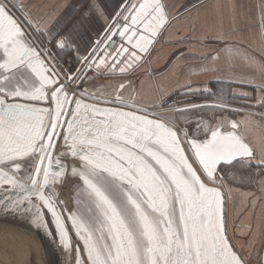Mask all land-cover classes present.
I'll list each match as a JSON object with an SVG mask.
<instances>
[{"label": "snow or ice", "instance_id": "obj_1", "mask_svg": "<svg viewBox=\"0 0 264 264\" xmlns=\"http://www.w3.org/2000/svg\"><path fill=\"white\" fill-rule=\"evenodd\" d=\"M10 2L0 0V212L30 213L33 225L47 229V209L68 249L54 188L78 177L83 183L68 219L86 256L77 248L76 264H247L227 235L223 194L209 186L222 180L224 168L255 159L237 123L228 131L208 125L201 139L199 122L192 136L186 129L181 135L146 114L70 99L66 85L73 77L61 83L27 43ZM124 11L125 24L106 38L118 34L140 52L169 23L161 0H140ZM57 46L71 47L66 39ZM129 58L140 59L135 51ZM93 64L105 66L106 59Z\"/></svg>", "mask_w": 264, "mask_h": 264}, {"label": "crops", "instance_id": "obj_2", "mask_svg": "<svg viewBox=\"0 0 264 264\" xmlns=\"http://www.w3.org/2000/svg\"><path fill=\"white\" fill-rule=\"evenodd\" d=\"M138 2L11 0L10 4L34 44L37 41L53 47L56 40L66 39L71 45L63 51L50 48L52 64L59 73L58 64L81 66L111 23L125 24L124 10ZM161 2L169 23L147 51L133 49L125 39L119 44L115 59L109 62L108 58L106 65L99 68L94 65L81 90L95 101L141 112H161L178 132L186 129L190 136L197 131V122L200 132H205L208 125H222L228 131L231 122H236V130L253 148L258 165L264 161V0ZM133 51L139 60L129 58ZM249 59L254 63H249ZM113 64L115 68L111 69ZM121 67L126 70L120 72ZM116 95L127 103L117 101ZM256 190L251 194L237 187L231 189L238 203L234 217L240 219L242 227L232 234L235 245L242 247L247 242L239 235L244 227L250 228L247 252L256 248L262 258L264 176H260ZM247 206L251 208L245 211Z\"/></svg>", "mask_w": 264, "mask_h": 264}, {"label": "water", "instance_id": "obj_3", "mask_svg": "<svg viewBox=\"0 0 264 264\" xmlns=\"http://www.w3.org/2000/svg\"><path fill=\"white\" fill-rule=\"evenodd\" d=\"M19 23L21 24V22H19ZM120 25H123V24L122 23L114 24V22L111 23L109 29H107V31H105V33L101 36V38L95 42V45L92 48V50L90 51L89 55L85 59H83L81 66L77 67L75 72L71 74V76L73 77V81L77 82L78 88L81 87V85L83 84L85 77L91 71H94L93 67L95 64H93L91 67H89V63L91 60L95 59L98 62L99 59H101V58H105L106 60L108 58H110V59H108V61L110 62L115 57V55L119 49V44L122 41H124L125 39L121 38L118 34L112 35L110 38H106V36L111 31H117V29ZM21 26H22V30L24 31L22 24H21ZM24 33H25V31H24ZM25 36L27 38V43L30 46H32L37 52H39L41 54V57L44 59L45 64L48 65L50 68H52V71H54L56 73V75L58 76V78L61 82L60 76L55 71V69L53 68L51 63L48 61V59H46L42 55L41 51L34 45V43L30 40V38L27 36L26 33H25ZM97 42H99V44H97ZM93 49H97V51L93 52ZM79 75H81L82 77H80L79 79H75ZM37 83H38V81H37ZM68 94H69V98L72 100H83L85 103L92 104V105H95L97 107H101V108L118 107L124 111H133V110L123 108V107H119V106H115V105H107V104H101V103L89 101V100L80 98V97L76 96L74 93L69 92V91H68ZM31 103H33L34 106H38V107H54V105H52L50 103L49 104H44L42 102H31ZM74 107H75V105L73 104L72 108L74 109ZM137 114L145 115L144 113H139V112H137ZM148 117L150 119L160 120L159 118H154V117H151L149 115H148ZM169 126H171V125L169 124ZM171 127H173V126H171ZM222 130H224V128H222ZM224 131H226V130H224ZM235 131L237 132L238 135H240L236 129H235ZM178 134H179V132H178ZM244 141L250 146V148L253 151V155L255 156L254 150L251 147V145L245 139H244ZM59 150L60 149L57 148L56 151L59 152ZM185 152H186V154H188L186 148H185ZM189 159L191 162L190 156H189ZM64 162L67 163L68 161L66 160ZM76 166L79 168V166H80L79 161H76ZM193 166L196 167L195 164H193ZM221 167H223V166H221ZM218 171H220V170L218 169ZM220 176H221V173H220ZM82 183L83 182L77 177L75 179H66V182L63 185L58 183L57 185H55V188H54V191L57 193L56 199L58 202V208L61 211L62 217L64 219L65 227L68 230V234H69L70 241H71V246L68 249H64L60 245L59 236L57 235V229H56L55 221H54L53 217L51 216V214L47 212V209L43 210L44 215H45V220L47 222V229L38 228L35 225H33V223L30 220V213L16 214V213L0 212V223L15 225L17 227L23 228V229L33 233L38 238L39 242L41 243V247L45 253L48 264H76V259H77L76 249L77 248L80 249L79 255L81 256V258L85 257L86 253L84 252L82 241L77 236L75 229L72 228L71 220L68 219V214L70 212H73L76 209V204H75L76 189L78 188V186L82 185ZM209 186L210 187H216L213 185H209ZM218 188L220 189V191L223 194V200H224L223 214H224V218H225V222H226L225 193L223 192V190L220 187H218ZM0 195H2V194H0ZM81 207H83V206H81ZM226 232H227V225H226ZM227 235H228V232H227ZM230 242H231V240H230ZM234 248H235V246H234ZM262 259H263V264H264V251H263V258Z\"/></svg>", "mask_w": 264, "mask_h": 264}, {"label": "rangeland", "instance_id": "obj_4", "mask_svg": "<svg viewBox=\"0 0 264 264\" xmlns=\"http://www.w3.org/2000/svg\"><path fill=\"white\" fill-rule=\"evenodd\" d=\"M9 8L11 9V12L14 14L15 17L19 16L16 13L15 7L13 5H11L10 3H9ZM18 18L20 19V17H18ZM20 22H22L21 19H20ZM36 43L34 44L35 46H39L45 51H47L46 49L48 47H50L51 49L57 48L55 45V42L53 43V47H51L52 46L51 44L47 45V46L46 45L42 46V45L38 44L37 41H36ZM47 52L48 53H46V54H44L42 52V55L46 59L48 58L49 60H51V63H52L53 62L52 53L50 51H47ZM51 65L53 66L54 69H56V67H54L53 64H51ZM58 65L60 66L58 68L59 72L63 76H67L66 72H68V70H70L71 73L75 72L72 64L68 63L66 65H61V64H58ZM55 71L57 72V69ZM58 75H60V74H58ZM78 92H79V94L77 96L80 98H85L88 100L94 99V98L90 97L89 95H87L85 92H83L81 90V87L78 88ZM149 112H153V111L149 110ZM162 118L165 121L164 116H162ZM179 133L182 135L181 130H179ZM201 134H204V132H200V136H201ZM201 139H203V138H201ZM187 151H188V148H187ZM256 160H257V158L255 157V159L253 161L256 163L257 162ZM220 173H221L222 180H220L217 184H215L213 186L220 187L223 190V192L225 193V199H227L226 200V208H227V220H228V227H227V232L229 234L228 236L231 237L230 240L233 243V245L235 246L236 250L239 251L240 254L242 255V257L246 259L247 264H263V260H262L263 257L261 258V254L255 250L256 248L253 249L252 252L251 251L247 252V250H249L247 247L248 240L251 238L250 228L248 229L247 227H244L243 233L241 235H239L240 237L245 238L246 240H244V241H246L247 243H243L242 247L235 245L232 233L236 234L239 229H242V227L240 224L241 221H239L240 219H238V217H234L235 216L234 210H235L236 206L238 205V203L236 202L235 198L232 196L231 189H233L234 187H237V188H240L241 190L250 192L251 194L253 193V191L257 192L256 188L258 185V180H259L260 176L261 177L264 176V169H262V167L255 169L251 165L250 166L246 165L244 167H241L239 164H237L236 168H232L231 166H228V167L224 168V170ZM210 185H212V184H210ZM248 207L249 206H247L245 208V211L250 210L251 207L250 208H248ZM239 239L241 240V238H238L237 240H239ZM259 245L261 246V244H259ZM30 250L28 248L27 249L23 248L22 250H19L20 253L18 251L14 257L10 258V256L5 254L4 251L0 248V264H43V262L40 260V258H38V256L34 252H32V250L31 251Z\"/></svg>", "mask_w": 264, "mask_h": 264}, {"label": "bare ground", "instance_id": "obj_5", "mask_svg": "<svg viewBox=\"0 0 264 264\" xmlns=\"http://www.w3.org/2000/svg\"><path fill=\"white\" fill-rule=\"evenodd\" d=\"M127 109H130V108H127ZM130 110H133V109H130ZM133 111H136V110H133ZM136 112L144 113L141 111H136ZM144 114H147V113H144ZM163 115L164 114L161 113L158 116H151V115L149 116L154 117V118H159L160 120L164 121L162 118ZM0 248L4 251L5 254L10 256V258L14 257L19 250H22L23 248H26V249L28 248L29 250L31 249L32 252H34L38 256V258H40L43 264H48L47 258L45 256V253L41 247V243L39 242L38 238L33 233L23 228L17 227L15 225L0 223Z\"/></svg>", "mask_w": 264, "mask_h": 264}, {"label": "built area", "instance_id": "obj_6", "mask_svg": "<svg viewBox=\"0 0 264 264\" xmlns=\"http://www.w3.org/2000/svg\"><path fill=\"white\" fill-rule=\"evenodd\" d=\"M60 39H58V40H56L55 41V45H56V47H57V49L58 50H60V51H63L64 49H61V48H59L58 46H57V42L59 41ZM37 48L41 51V53L43 52L44 54H46V53H48L47 51H50V47H48L46 50L47 51H45V50H43L41 47H39V46H37ZM47 57V56H46ZM48 59V58H47ZM48 61L51 63V60H49L48 59ZM52 64V63H51ZM56 70V69H55ZM58 72V71H57ZM58 74H60L59 76H60V79H61V83H64L67 79H68V76L69 75H71L72 73L70 72V70H68V72H66V75L67 76H63V75H61V73L59 72ZM66 88H67V90L69 91V92H72V93H74L76 96L79 94V92H78V87H77V82L76 81H69V83L66 85ZM83 99H85V98H83ZM87 100V99H86ZM91 101H93V102H97V103H101V104H107V105H112V104H108V103H104V102H101V101H95V100H91ZM115 106H118V105H115ZM119 107H121V106H119ZM123 108H125V107H123ZM137 111V110H136ZM144 113H147V114H149V115H151V116H158L159 114H161V112H157V111H153V112H149V111H144Z\"/></svg>", "mask_w": 264, "mask_h": 264}, {"label": "trees", "instance_id": "obj_7", "mask_svg": "<svg viewBox=\"0 0 264 264\" xmlns=\"http://www.w3.org/2000/svg\"><path fill=\"white\" fill-rule=\"evenodd\" d=\"M73 68H74V71L77 69V67L78 66H76L75 64H73ZM201 138H204V135L203 134H201V136H200ZM251 166L253 167V168H255V169H258L260 166H258L253 160H252V162H251ZM224 167V166H223Z\"/></svg>", "mask_w": 264, "mask_h": 264}, {"label": "flooded vegetation", "instance_id": "obj_8", "mask_svg": "<svg viewBox=\"0 0 264 264\" xmlns=\"http://www.w3.org/2000/svg\"><path fill=\"white\" fill-rule=\"evenodd\" d=\"M185 148L187 149V146H186V145H185ZM187 152H188V151H187ZM190 158H191V156H190ZM191 159H192V158H191ZM195 166H196V164H195ZM196 167H197V166H196ZM197 170L200 171L199 168H197ZM209 185H210V184H209ZM228 235H229V234H228ZM229 238L231 239L230 236H229ZM263 251H264V250H263Z\"/></svg>", "mask_w": 264, "mask_h": 264}]
</instances>
